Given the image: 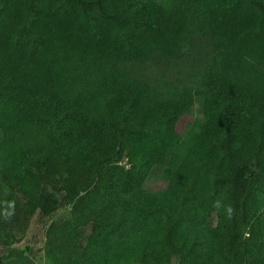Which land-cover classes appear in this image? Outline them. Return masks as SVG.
Wrapping results in <instances>:
<instances>
[{
    "label": "trees",
    "instance_id": "trees-1",
    "mask_svg": "<svg viewBox=\"0 0 264 264\" xmlns=\"http://www.w3.org/2000/svg\"><path fill=\"white\" fill-rule=\"evenodd\" d=\"M263 209L264 0H0V264H264Z\"/></svg>",
    "mask_w": 264,
    "mask_h": 264
},
{
    "label": "rangeland",
    "instance_id": "rangeland-1",
    "mask_svg": "<svg viewBox=\"0 0 264 264\" xmlns=\"http://www.w3.org/2000/svg\"><path fill=\"white\" fill-rule=\"evenodd\" d=\"M195 57V56H194ZM196 61L192 60L191 62H179L178 65H173L167 67V72L164 75H161L160 68L157 66L146 63V64H138L135 66H129V70L136 76L149 80L150 82H155L158 79L165 80L172 85H181L186 81H191L190 75H196V77L200 73V68L197 58H194ZM191 65L194 66L195 72L191 69ZM199 115V108L197 106L193 107V109L186 115H183L177 124V130L183 135L186 129V123L188 121H192L195 117ZM161 175L157 173H153L146 180L145 186H153L157 185L160 182ZM264 213V209H263ZM70 215V208L66 207L63 209H59L55 215V220H61ZM44 241V229L37 227L35 224L29 229L27 234L18 239L11 247H17L23 249L26 245H32L37 252L34 257L21 256L18 260H8L7 264H51V262L46 257L44 251L40 250V247L43 245ZM0 254H4L3 249L0 247Z\"/></svg>",
    "mask_w": 264,
    "mask_h": 264
}]
</instances>
